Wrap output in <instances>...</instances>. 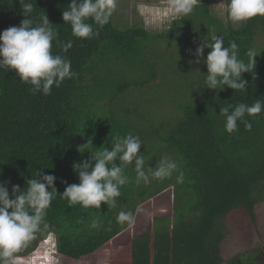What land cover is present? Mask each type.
<instances>
[{
	"label": "trees",
	"instance_id": "trees-1",
	"mask_svg": "<svg viewBox=\"0 0 264 264\" xmlns=\"http://www.w3.org/2000/svg\"><path fill=\"white\" fill-rule=\"evenodd\" d=\"M32 2L34 19L47 15L59 31V41H73L67 53L55 41L52 51L67 56L77 75L45 96L31 94L30 85L22 83L14 71L0 69V180L10 179L23 188L26 178L43 168L57 177L59 194L67 186L61 181L79 183L72 165L91 155L79 154L85 136L93 140L130 132L121 117H99L95 108L107 106L131 85L146 83L127 80L123 69L144 63L148 59L145 42L162 34H151L143 26L120 30L110 19L99 36L81 40L71 35V26L62 19L71 0ZM23 18L19 0H0V32L18 26ZM172 27L168 37L180 34L186 42L200 38L202 43L205 37L211 42L213 34L223 35L225 47L234 40L245 61L247 50L255 48L259 53L255 78L243 74L248 81L246 92L226 87L182 105V115L172 128L165 130L164 123L153 126L157 142L173 153L185 175L184 183L175 185L186 197L177 217L164 215L157 205L144 208L153 191L134 181L122 187L117 207L110 210L103 203L100 210L79 204L69 207L57 195L47 213V230H54L56 251L62 257L54 264H221L226 240L222 219L236 209L252 223L256 221L255 208L264 202V112L245 116L252 123L251 131L238 122L239 130L232 134L224 130L225 117L219 112L228 104L264 100V16L233 30L230 21L212 15L201 1L190 16L173 22ZM259 32L261 45L256 43ZM191 34L196 36L188 37ZM148 67L157 75L153 64ZM107 77L115 79L110 93ZM120 210L139 213L133 226L116 222ZM94 217L104 222L99 230L88 227ZM107 227L111 230L106 231Z\"/></svg>",
	"mask_w": 264,
	"mask_h": 264
},
{
	"label": "clouds",
	"instance_id": "clouds-1",
	"mask_svg": "<svg viewBox=\"0 0 264 264\" xmlns=\"http://www.w3.org/2000/svg\"><path fill=\"white\" fill-rule=\"evenodd\" d=\"M201 0H164L161 4L141 2L137 5L138 14L154 31L171 29L173 22L182 21L190 16ZM23 19L18 26H9L0 32V69L14 71L20 81L30 85L33 95L45 96L52 93L53 87L59 88L66 79L74 78L71 61L65 55L54 54L53 42L60 44L61 51L67 53L73 41H59V31L45 14L37 19L32 17V0H19ZM118 8V0H71L67 10H63L62 19L71 26V35L77 39L88 40L99 36ZM226 15L233 30L239 29L245 22L256 16H264V0H221L216 9ZM91 21V23L89 22ZM95 26V27H94ZM211 49L204 58L205 49ZM255 48H249L245 55L247 61L240 58L239 47L233 40L224 46L223 35L213 34L211 42L205 37L193 53V63H204L207 72L204 87L223 91L226 87L234 92H246L248 81L244 73H251L255 78V66L258 55ZM264 112V100L256 99L252 104H228L220 108L219 114L225 117L224 130L232 134L239 130L238 122L243 123L247 131L252 130V123L245 116L256 117ZM91 141L79 146L78 150H91L88 159L72 165L78 175L79 183L67 184L58 194L55 186L57 177L39 169L35 176L26 178L25 186L12 184L11 180H0V264H24L19 255L27 249L38 234L48 229V210L57 195L66 200L68 206L79 204L85 209H101L102 203L107 208L117 207L122 196L121 189L131 183L125 169L132 166L135 183L148 185L152 181L163 182L175 174V183L183 184L184 172L179 163L170 155L161 156L155 167L146 166L144 145L138 135H116L111 138V150H93L88 147ZM92 145V143H91ZM81 147L84 148L81 151ZM97 149V148H96ZM99 149V148H98ZM11 185V190L9 189ZM116 222L131 227L135 224L132 211L120 210ZM109 221V225H110ZM104 222L94 217L89 222L90 230H99ZM110 231L111 228H105ZM43 260V258H40ZM51 264V262H48Z\"/></svg>",
	"mask_w": 264,
	"mask_h": 264
},
{
	"label": "rangeland",
	"instance_id": "rangeland-1",
	"mask_svg": "<svg viewBox=\"0 0 264 264\" xmlns=\"http://www.w3.org/2000/svg\"><path fill=\"white\" fill-rule=\"evenodd\" d=\"M201 1L205 2L212 15L219 17L223 22L228 21L226 15L222 16L216 11L221 0ZM141 2L161 4L164 0H118V8L111 17V21L113 26L120 30L143 26L151 34H162L158 39L145 42L148 59L144 63L137 62L136 66L123 69L127 80L146 81V83L138 86L131 85L126 91L116 95L107 106L95 108V111L99 117L117 115L118 118L121 117L128 123L129 133L138 135L144 144L140 151L144 152L146 166L149 163V166L155 167L156 161L165 154L176 158L171 151L157 142L153 126L164 123L165 130L172 128L182 115V105L194 104L215 90L204 87L206 65L202 62L199 64L191 62L196 59L193 53L201 42L200 38L194 39L193 42H186V37L183 39L180 34H177L175 38H169V29L162 32L152 30L137 12V5ZM170 28H173L172 25ZM193 35L196 36L191 34L188 37ZM262 36L260 32L257 34V45L262 44ZM208 51L209 49L206 48L204 58ZM150 64L155 66L157 75L152 74L148 67ZM113 81L115 79L107 77L109 93L112 91ZM111 138L112 136L106 138L95 136V139L90 140L89 136H85L81 146L91 141L92 145L91 143L88 145L90 149L103 150L107 145L111 150ZM83 150L84 148L81 147V151ZM79 154L83 157L91 154V150L85 149L83 152L79 151ZM125 172L130 180L135 182V172L132 166L126 168ZM175 185H177L175 174L171 179L163 182L152 181L148 185H139L141 188L142 186L146 188L147 192L153 191L152 196L145 200L144 208H153L157 205L164 215L177 217L186 197L182 189L179 187L176 189ZM174 190H178L175 195H173ZM177 206L179 210L174 213ZM255 211L257 229L251 226L244 213H239L236 209L222 219L227 230L224 243L225 264H227L225 259L228 260L231 255L245 247L257 249V252L262 253L264 257V202L258 204ZM135 217H139L138 212L135 213ZM56 243L54 230H45L38 234L30 246L19 255L24 264H48V262L54 264L62 258L56 251ZM41 257L43 260L40 259ZM261 259L264 261V258Z\"/></svg>",
	"mask_w": 264,
	"mask_h": 264
},
{
	"label": "flooded vegetation",
	"instance_id": "flooded-vegetation-1",
	"mask_svg": "<svg viewBox=\"0 0 264 264\" xmlns=\"http://www.w3.org/2000/svg\"><path fill=\"white\" fill-rule=\"evenodd\" d=\"M248 221L251 223V226L253 228L257 229V221H255V223L254 222L252 223L250 220ZM225 236H227V233ZM224 256H225V250L222 254L221 264H225ZM261 258L264 257L262 256V253H259V251L257 252V249L253 247H245L243 250L231 255L228 260L227 259L225 260L227 261V264H264V261Z\"/></svg>",
	"mask_w": 264,
	"mask_h": 264
}]
</instances>
